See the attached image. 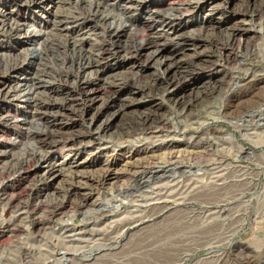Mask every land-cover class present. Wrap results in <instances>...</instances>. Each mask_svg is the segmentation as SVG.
Here are the masks:
<instances>
[{
  "label": "rangeland",
  "instance_id": "374dc122",
  "mask_svg": "<svg viewBox=\"0 0 264 264\" xmlns=\"http://www.w3.org/2000/svg\"><path fill=\"white\" fill-rule=\"evenodd\" d=\"M198 1L200 5H204V10L184 15L176 21L180 29L184 28L193 37L205 25L209 12L214 10L216 18L222 14L218 0ZM26 2L0 0V21H7L18 32L10 38L0 34V68H4L2 65L6 63L11 65L16 60L23 64L21 71L9 74V80L0 84V98L4 100L0 104V117L6 114L9 105L22 115L30 117V100L62 102L63 96L54 95L46 91L45 87L35 86L34 82L45 83L47 87L53 88V92L62 93V89L55 85L61 70L60 62L54 51H51V55L46 50L65 45L67 53L71 54L70 43L76 42L77 46L81 39L94 40V35L99 33L98 22L91 28H84L81 21L73 19L78 14H100L109 20L112 27L121 25L122 28H128L135 24L138 17H143V11H134L137 0H129L133 5L130 10L125 7L124 0H41L30 8L25 7ZM255 2L256 0H229L227 6L243 9ZM256 10L258 16L251 24L252 31H257L264 18V6L257 7ZM72 28H79L78 35L75 34L77 32L70 31ZM156 28L157 32L166 31L165 26ZM207 34H211V31ZM140 37L141 35L138 36ZM166 39L169 47L180 50L179 59L191 57V49L181 50V45L176 44L175 39ZM255 42L250 48H243L242 41L239 47L233 46L235 62L228 67L231 78L223 95L210 109L208 122L196 131L176 133L177 136L173 139L150 145L152 151L145 157L155 155L156 160L146 169H137L134 174L125 177L119 192L110 190L112 182H106L103 191H95L82 211L76 210L74 206L63 211L67 217L55 218L51 230L38 233L5 232L4 228L12 220L15 224L30 228L32 218H38L41 214L36 217L28 211L31 217L27 218L26 214L22 215L17 209L16 203L29 199L23 188L34 184V181L23 180L20 183L21 192L16 189L4 195L2 191L5 189V180L0 178V264H264V93L260 102L255 98L245 102L243 107L240 106V112L236 116L215 121L219 116L216 112L227 104L229 97L240 95L239 87L243 85L241 77L243 78L245 70L240 69L238 63L252 57V49L257 45L264 49V33ZM76 53L77 50L72 55L75 57ZM119 63L120 61L112 59L105 63L113 75L112 79L118 81L155 73L154 66L139 72L127 66H119ZM254 67L257 74L264 73L263 62ZM85 73V78L94 79L92 70ZM208 75L206 73L201 78ZM82 93L84 96L90 95L87 91L82 90ZM93 97V109L100 107L105 99L103 92L97 91ZM156 103L161 104L162 109L169 107L160 98L156 99ZM123 118L122 114L116 116L113 119L115 126ZM59 119V124L69 126L66 118L58 115ZM176 122L182 128L177 117ZM234 123L239 124V131L231 127ZM84 125L79 122L74 127L67 128L66 132L80 130ZM214 126H222L230 133H206L207 129ZM230 134L235 136L237 144ZM207 136L213 144L209 153L192 160L190 168L178 169L172 173L173 165L165 148L177 151L189 138ZM142 139V136H133L129 142H118L110 140L106 135L99 142L100 147L86 142L79 149L51 150L49 162H63L64 169L61 176L47 179L46 183L51 185V189L46 192L55 195L62 189L64 195L70 183L68 179L75 172L82 174L83 178L95 177L105 172L110 165L112 167L109 171L113 174L133 171L130 166L143 157L131 155L136 149L144 147L145 144L139 143ZM5 142L9 144L2 145ZM0 144V151L6 154L12 152L10 144H14L13 152L20 158L25 157L29 151L40 152L32 140L14 139L13 136L10 140L0 139ZM205 148L206 145L200 146L198 151ZM3 158L1 157L0 168ZM151 191L158 195L142 197L143 193ZM44 194L41 193L40 200L44 201ZM52 196L50 198L54 200L55 197ZM59 200L65 201L63 196ZM44 215L46 219L47 215ZM70 216H74L72 222L76 228L85 227L87 231H95L83 235L81 240L79 237H70L68 233H64L65 230H60L62 221Z\"/></svg>",
  "mask_w": 264,
  "mask_h": 264
},
{
  "label": "bare ground",
  "instance_id": "6f19581e",
  "mask_svg": "<svg viewBox=\"0 0 264 264\" xmlns=\"http://www.w3.org/2000/svg\"><path fill=\"white\" fill-rule=\"evenodd\" d=\"M26 1L25 7L30 8L40 3L41 0ZM124 1L126 2L125 7L130 10L133 5L129 3V0ZM218 2L219 5H217L222 8L220 10L222 14L216 18L214 10L209 12L205 25L198 29L199 33L196 37L188 34L184 28L180 29L176 21L184 15L204 10V5H200L198 0H137V5L133 7L134 11H143V17H138L135 24L128 28H122L121 25L112 27L106 17L95 13H84L83 15L80 13L73 18L78 22L81 21L85 25L84 28H91L97 24L95 22H98L100 26L99 33L94 35L96 38L94 40L81 39L77 46L76 42L70 43L72 53L77 50L75 57L72 53H67L65 45L45 49L51 55L53 51L57 54L61 70L55 85L62 89V93L53 92V88L47 87L45 83L34 82L35 86L45 87L46 91L63 96L62 102L57 103V100H48L47 103L39 100L28 101L32 109L31 118L22 115L15 107L9 105L6 114L0 117V139L9 138L10 140L13 136L14 139L32 140L40 151H29L22 158L13 152L14 144H10L13 149L11 153L6 154L0 151V163L1 157H4L0 168V178L5 180L3 194L8 195L9 191L13 192L16 189L21 192L20 183L23 180L34 181V184L23 188L26 189L29 199L26 202L16 203V201L15 203L17 209L22 215L26 214L27 218H30L31 214L35 216L41 214L38 218H32L30 228L15 224L12 220L4 228L5 232L47 231L52 228L51 225L56 221L55 218L67 217V214L63 212L67 208L74 206L76 210L82 211L92 195L102 190L106 182H112L111 185L109 184L110 190L119 192L120 184L125 177L134 174L137 169H146L151 162L156 160L155 155L145 157L152 151L149 148L150 145L173 139L177 136L176 133L196 131L210 120L209 111L223 95L224 88L231 78L228 67L235 62L233 46L239 47L242 41L243 48L253 47L252 44L264 33V18L257 31L251 30V24L258 16L256 9L264 6V0H256L252 6L246 5L243 9L228 7L229 0H218ZM156 26H165L166 31L157 32ZM70 31L77 32L75 34L78 35L79 28H72ZM209 31L211 34H207ZM16 32V27L11 26L7 21H0L2 36L10 38ZM139 35H141L140 38H138ZM169 37L175 39L176 44L181 45V50L191 49V57L186 60L179 59L180 50H173L166 43V38ZM252 50V57L248 60L245 58L238 63L239 68L245 70L243 78L241 77L243 85L239 87L240 95L229 97L227 104L216 112L219 116L215 121L236 116L240 112V106L245 102H250L255 98H258L257 102L262 100L264 73L257 74L254 66L262 62L264 66V49L257 45ZM111 59L120 61L119 66H127L139 72L154 66L155 73L150 76H136L130 80L118 81L112 79L113 75L110 74L105 64ZM2 66L4 68H0V84L8 79L9 74L21 71L23 64L16 60L11 65L6 63ZM88 70L94 72V79L85 78L84 73ZM206 73L209 75L201 78ZM97 81L100 83L96 84ZM82 90L89 92L90 95L84 96ZM97 91H102L105 99L100 107L93 109V96ZM159 98L169 107L162 109L161 104L156 105V99ZM3 102L4 100L0 98V104ZM89 114L92 115L90 119L87 118ZM121 114L124 118L119 125L115 126L113 119ZM58 115L69 121L68 127L59 124ZM176 117L182 125L181 129L177 125ZM79 122L85 124L83 128L73 129L70 133L66 132L67 128H72ZM231 127L236 131L240 130L237 123L231 124ZM206 133L220 134L230 133V131L222 126H214L207 129ZM106 135L110 140H120V142H129L133 136L143 137L139 143L145 144L144 147L136 149L131 155V157H143L141 161L138 160L136 164L133 163L130 166L133 167V171L113 174L109 171L112 167L110 165L105 172L95 177L85 176L86 178H83L82 174L75 172L68 179L70 183L66 190L64 189V195L62 189L55 195L46 192L51 187L46 183L47 179L61 176L64 169L63 162H49L48 155L51 150L79 149L86 142L100 147L99 142ZM230 137L237 144L235 136L230 134ZM8 144L5 142L2 145ZM203 145H206V148L198 151V148ZM211 145L213 144L208 136L205 138L191 137L183 142L177 151L173 148H165L166 155L173 165L172 173L178 169L190 168L191 161L201 154L204 156L209 153ZM88 164H90L89 161ZM43 192L45 193L44 201L42 198L40 200ZM153 195L158 194L151 191L143 193L142 197L150 198ZM51 196L55 199L52 200ZM62 196L65 199L64 202L59 200ZM30 200L35 202L38 200V202L34 203ZM28 211H31V214H28ZM44 214L47 215L46 219ZM42 215L44 218H41ZM72 219L74 216L62 221L63 224L60 225V230H65L64 233H68L70 237H79L81 240L83 235L93 232L94 229L87 231L85 227L76 228Z\"/></svg>",
  "mask_w": 264,
  "mask_h": 264
}]
</instances>
